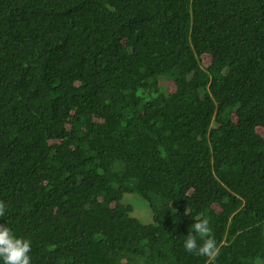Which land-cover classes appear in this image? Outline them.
I'll list each match as a JSON object with an SVG mask.
<instances>
[{
	"label": "trees",
	"instance_id": "1",
	"mask_svg": "<svg viewBox=\"0 0 264 264\" xmlns=\"http://www.w3.org/2000/svg\"><path fill=\"white\" fill-rule=\"evenodd\" d=\"M37 15L43 50H15ZM0 71V224L40 251L36 264H207L184 240L209 212L217 243L224 226L237 245L218 247L212 264L264 258V0H0ZM54 139L70 146L63 164L51 160L57 173L34 154ZM155 164L174 176L147 177ZM222 169L233 189L217 215ZM128 193L148 202L153 224L132 216Z\"/></svg>",
	"mask_w": 264,
	"mask_h": 264
},
{
	"label": "clouds",
	"instance_id": "2",
	"mask_svg": "<svg viewBox=\"0 0 264 264\" xmlns=\"http://www.w3.org/2000/svg\"><path fill=\"white\" fill-rule=\"evenodd\" d=\"M37 17L38 15L36 16L34 22L32 23V29L30 32H27L22 25L18 27L15 45L13 47L15 50L21 53H24L30 42L35 47H38L39 49L43 50L42 45H41L42 42H37L33 36L34 29L37 25ZM45 65L46 63H42V66L45 67ZM1 73L2 71H0V74ZM163 80H167V79H163ZM163 80L160 81L159 85L162 88L166 89L164 86L161 85V82ZM166 91L171 93L167 89ZM82 112L90 116L91 118L94 114V111L91 108V106H89L87 109L82 110ZM66 129L70 131L71 125L66 126ZM197 141H201V140L197 139ZM49 145L51 147L49 148L48 152L44 154H40V153L39 154L34 153V154L38 155L37 162L45 170L57 173L59 172V170L55 166H51V160H57L58 162L63 164L65 153L69 149L70 146L63 139L51 140L49 142ZM131 147L132 145L124 153L130 152ZM207 148H209L210 150L209 152H211V140L209 141ZM92 153L93 152H89L88 154H86L84 158L76 164L74 170L70 173V175L74 174L80 167L88 163L89 157ZM150 155H156L157 157H159L160 155L163 156L165 154L163 153V151H161V152L152 153ZM14 175L15 177H19L23 174L20 173L18 169L14 171ZM160 175H163V178L174 176V171H171L170 174L168 175L164 173L163 171H161L156 164L148 166L147 177L161 178ZM214 177L219 178L220 180L216 184V189L213 192L212 201L215 203L214 204L215 213L217 215H222L224 214V209L219 205L220 203L217 201L223 198L226 192H229L233 189L230 187L232 186L231 175L229 172L222 169L218 171L216 174H214ZM46 181L50 182L49 179H47ZM19 188H20V184H17L13 190H10V192H19ZM190 199H191L190 195L185 191V193L182 196V206L186 209L195 210L193 202L187 203L186 201ZM74 200H79V199L77 197H74ZM110 208L115 209L116 213L118 212V204L114 200L111 203ZM242 208L243 206L240 208H236L235 210L231 212H228L226 216L224 217V221H226L227 224H229L233 220H235L237 223H240L244 215ZM6 210H7L6 202L3 203L2 201H0V220L1 221H7L6 220ZM207 215H208V218L204 217L201 219L198 217L197 221L195 220V222L191 225V227L188 230V235L185 237V240H184V249L190 254H195L197 256L206 257L207 264H212V262L216 259V257L219 254L218 247L222 245L233 244L235 248H237V245H236L234 237L230 234L228 229H226L224 226H222L224 235L218 244L217 240H215L214 238V233H212V229H213V225L211 223V221H213L212 216L210 212ZM182 223L183 222H179L171 227L170 236H172L179 230V226L182 225ZM262 230L264 232V222H263ZM198 239L201 241V243L199 244L197 242ZM39 254H40V251H34L32 249L31 242L27 238H24L22 236H18V238H16L14 234L11 232V230L6 225L0 224V259L3 260V264H36ZM134 261H135V264H152L150 260L148 259H134ZM124 263L128 264V260L124 261ZM263 263H264V258L259 255L256 258L255 264H263Z\"/></svg>",
	"mask_w": 264,
	"mask_h": 264
},
{
	"label": "rangeland",
	"instance_id": "3",
	"mask_svg": "<svg viewBox=\"0 0 264 264\" xmlns=\"http://www.w3.org/2000/svg\"><path fill=\"white\" fill-rule=\"evenodd\" d=\"M204 63H206V60H204ZM161 85L170 92H174L176 90L175 83L170 80H163L161 82ZM235 120L236 118H234V121ZM213 122L214 120L212 121V123ZM261 133L262 135H264V130H261ZM65 201H71V199L63 198V202ZM122 203L131 205L133 207L132 216L137 218L143 224L149 225L154 223V215L152 209L150 208L148 202L141 198L139 195L125 194Z\"/></svg>",
	"mask_w": 264,
	"mask_h": 264
}]
</instances>
